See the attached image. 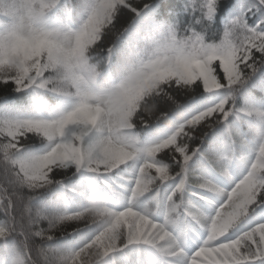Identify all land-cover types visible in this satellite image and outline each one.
Returning <instances> with one entry per match:
<instances>
[{
	"label": "clouds",
	"instance_id": "1",
	"mask_svg": "<svg viewBox=\"0 0 264 264\" xmlns=\"http://www.w3.org/2000/svg\"><path fill=\"white\" fill-rule=\"evenodd\" d=\"M206 3L207 0H0V79L15 81L24 75L20 69L27 68L25 89L40 92L55 105L47 116H36V125L20 134V145L30 136L47 141L43 154H25L15 147L8 153L0 150V173L7 174L16 191L28 198L25 189L60 183L51 178L52 183L32 188L20 166L21 161L34 159L51 177L63 169L52 166L60 144L50 134V128L66 121H95L97 130L86 140L89 146L106 142L113 126L124 121L130 125L131 135L137 122L144 123L145 117L155 114L151 110L170 90L181 88L180 76L187 75L189 67L193 75L203 71L215 76V60L196 58L189 46L197 34L212 44L209 38L215 34L214 20L207 17ZM150 4L166 7L151 25H144L145 9ZM132 6L139 7L140 13L132 15L127 24L121 23V17L131 13ZM185 61L190 63L185 65ZM222 65L221 61L224 70ZM261 70L264 67L256 75L264 74ZM8 143L7 134L0 131V146ZM125 159L127 155L121 150L118 160ZM16 211L19 213L21 208L17 206ZM62 225L51 234L53 237ZM17 235L25 264H56L51 255L42 251L48 240L22 234L18 227L12 228L8 237L15 240Z\"/></svg>",
	"mask_w": 264,
	"mask_h": 264
},
{
	"label": "snow or ice",
	"instance_id": "2",
	"mask_svg": "<svg viewBox=\"0 0 264 264\" xmlns=\"http://www.w3.org/2000/svg\"><path fill=\"white\" fill-rule=\"evenodd\" d=\"M165 7L164 4H150L145 9L146 16H156ZM232 7L239 9L238 14L226 24L218 43L207 44L203 37L197 34L189 45L196 58L206 57L208 60H215L217 69L215 76L203 71L193 75L190 67L187 75L180 76L182 89L200 85L206 93L223 90L226 95L220 103L193 116L170 138L147 148L139 147L136 139L128 134L130 125L126 121L114 125L106 142L95 146L86 144L88 136L92 131L97 130L95 121H89L87 124L66 121L49 129L50 134L60 144L54 154L52 166L59 165L63 169L74 168L78 172L84 170L102 177L144 156V162L139 167L131 189L130 200L135 201L150 191L158 181L163 183L172 178L169 168L155 159L158 154L165 151L178 154L186 169L192 159L189 155L188 141L195 138L194 132L202 124L212 127L213 122L215 124L227 122L231 116L239 119L241 114L255 116L264 121V109L250 104L238 107L233 96V93L239 91L240 87L247 84L261 67H264V0H241L239 4L234 0H224L223 3L221 0H207V17L215 21L218 13ZM129 11L136 15L140 13V8L132 6ZM221 61L224 69L222 71ZM184 63L187 65L190 61ZM20 70L24 72L22 77L15 81L0 79V84L14 86L17 92L26 90L23 81L29 79L27 74L29 70L27 68ZM166 98L172 99L169 94ZM151 111L156 113L157 108L154 107ZM35 125L36 117L0 122V131L7 134L9 141L8 144L0 146V150L8 153L14 147L19 149L20 134ZM229 134L239 135L231 126H229ZM261 139L250 171L227 195L226 203L211 221L207 240L191 257L190 264H264V227H261L264 223L244 231L238 238L228 235L249 215L258 198L264 197V133H261ZM121 150L127 155V159L122 162L118 160ZM209 162L220 164L219 158H210ZM20 166L31 181L30 187L37 188L52 183L50 172L40 169L34 159H25L20 162ZM200 187L220 191L208 181L202 182ZM184 188L185 181L182 180L177 191L182 192ZM0 192L3 193L0 195V214L3 216V221L0 222V239L7 238L14 227H18L22 234L27 232L33 237H39L40 240L52 241L55 237L51 234L59 225L67 222L102 225V229L94 239L69 256H62L56 249L48 246L42 249L46 255H51L55 259L56 264H103L104 259L111 253L119 251L121 245L123 247L151 245L165 252L170 250L167 245L172 243V238L165 225L135 210L131 203L117 211L93 199L89 206L74 214L49 217L33 210L30 206L31 198H26L16 191L6 173H0ZM17 206L21 208L19 213L16 211ZM225 209L238 211L239 217L234 225L217 234V223ZM176 210L175 205L170 209V211ZM44 221H47V228L42 227ZM25 260L24 256L17 253L13 264H25Z\"/></svg>",
	"mask_w": 264,
	"mask_h": 264
},
{
	"label": "trees",
	"instance_id": "3",
	"mask_svg": "<svg viewBox=\"0 0 264 264\" xmlns=\"http://www.w3.org/2000/svg\"><path fill=\"white\" fill-rule=\"evenodd\" d=\"M234 2L239 4L241 0ZM238 11L237 7H232L217 14L214 21L215 34L209 38V42L220 41L226 24L236 17ZM132 15L134 14L125 12L121 23L127 24ZM154 17L155 15L145 16L143 24L151 25ZM261 72L264 73V70ZM169 95L172 99L165 97L161 100L156 113L151 118L145 117L144 123L137 122L136 127L131 130L139 147L147 148L170 138L193 116L220 103L226 93L223 90L206 93L202 86L195 85L189 89L170 90ZM233 96L238 107L250 104L264 109V74L258 73L233 93ZM54 107L49 98L40 92H16L14 86L0 84V122L47 116ZM229 126L239 135H230ZM261 133H264V121L243 114L239 119L231 116L227 122H213L212 127L202 124L194 132L195 138L188 141L192 159L186 169L178 154L170 151L158 154L155 159L169 168L172 178L163 183L158 181L150 191L135 201L130 200L131 189L139 167L144 162V156L102 177L84 170L78 172L74 168L56 170L51 178L60 183H53L42 189H25V194L31 198L30 206L34 211L49 217L74 214L89 206L93 199L117 211L131 203L135 210L164 224L170 233L172 243L167 245L170 249L167 252L151 245H121L119 251L104 259L103 264H190L191 257L207 240L211 221L226 203L227 195L250 171L262 142ZM19 147L25 154H43L48 142L40 137L30 136ZM210 158H219L220 164L210 163ZM182 180L185 181V188L178 192L177 188ZM204 181L210 182L220 191L201 188L200 184ZM173 205L177 206L176 211H170ZM238 217V211L225 209L217 223V234L234 225ZM2 221L3 216L0 214V222ZM260 223H264V197L258 198L249 215L228 235L238 238L244 231ZM42 227H48L47 221L43 222ZM101 229L102 225L99 223L67 222L47 246L56 249L62 256H69L94 239ZM20 239L18 235L15 240L11 236L0 239V264H13L17 253L25 257Z\"/></svg>",
	"mask_w": 264,
	"mask_h": 264
}]
</instances>
